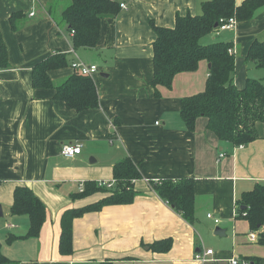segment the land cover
Here are the masks:
<instances>
[{
  "label": "crops",
  "instance_id": "obj_1",
  "mask_svg": "<svg viewBox=\"0 0 264 264\" xmlns=\"http://www.w3.org/2000/svg\"><path fill=\"white\" fill-rule=\"evenodd\" d=\"M16 1L0 0V31L8 53V67L0 68V250L11 264H230L232 258L264 264L257 248L264 244L258 236L251 240L248 234L256 231L236 216L239 195L264 183L262 126H257L258 139L239 146L218 139L204 117L196 119L193 130L186 128L181 101L204 89V60L198 70L176 74L170 88L159 87V96L151 85L155 34L149 21L172 27L176 14H198L205 0H118L125 8L100 20L96 46L77 49L67 25L51 15L49 0H36L35 11L32 0ZM17 11L24 16L13 28L9 16ZM228 30V37L216 41L230 43L234 83L242 87L247 74L241 75L240 68L254 69L244 61L248 48L264 38V6ZM220 31L208 34L211 40ZM56 52L66 53L68 64L48 71L53 85L74 73L73 61L97 66L90 75L96 107L76 111L53 97V87L32 85L33 66ZM65 143L80 144V153L62 156ZM126 156L141 173L133 182L137 195L130 203L105 205L75 218L72 253L61 254L62 212L105 193L72 195L88 181L113 185L112 166ZM185 177L193 178L192 223L148 182ZM16 185L28 186L46 207L35 237L25 235L26 215L9 213ZM8 236L14 238L7 241ZM164 239H171L167 251L152 249V243ZM207 249L212 250L207 260L194 258Z\"/></svg>",
  "mask_w": 264,
  "mask_h": 264
},
{
  "label": "trees",
  "instance_id": "obj_2",
  "mask_svg": "<svg viewBox=\"0 0 264 264\" xmlns=\"http://www.w3.org/2000/svg\"><path fill=\"white\" fill-rule=\"evenodd\" d=\"M118 0H68L62 7L61 21L73 32V49L96 46L99 36L100 20L104 16H114L120 9ZM264 6V0H205L200 4V13L176 14L172 27L157 26L149 21L155 39L152 42L153 76L151 85L154 94L160 95L159 87L170 88L173 77L181 72L195 71L199 62L204 60L208 75L204 89L182 98L179 110L180 119L187 129L193 130L196 119L204 117L207 128L218 139L233 145H245L259 138L257 126L264 131V76H247L242 87L234 83L235 57L229 53V42L214 41L201 44L202 37L217 31L219 19L234 17L236 21L249 20L256 9ZM54 7L49 5V10ZM51 12V11H50ZM53 13V12H52ZM22 11L13 12L9 22L17 27ZM247 65L264 69V38L254 39L246 53ZM68 64L64 52H56L37 62L32 68V85L53 87V97L62 100L66 107L76 111L96 107L98 96L93 79L76 70L59 84L53 85L48 71ZM8 67L7 47L0 31V68ZM141 178L136 163L128 156L112 166L113 185L107 187L94 181L83 184V190L72 195L82 198L95 192L105 193L99 200L82 207H73L62 212L59 252L72 253V222L86 212L98 211L105 205L127 204L137 195L133 182ZM151 188L170 206L188 221L194 220L193 178L178 180H149ZM237 217L247 220L258 236V243L264 244V183H256L243 191L237 201ZM11 215H26L29 226L25 235L35 237L39 234L45 219L46 207L42 200L26 185H16L12 194ZM14 236H8L11 241ZM171 239L155 241L153 250L167 251ZM252 260V259H250ZM255 264L256 261L252 260ZM0 264L11 261L0 250ZM109 264V263H102Z\"/></svg>",
  "mask_w": 264,
  "mask_h": 264
},
{
  "label": "built area",
  "instance_id": "obj_3",
  "mask_svg": "<svg viewBox=\"0 0 264 264\" xmlns=\"http://www.w3.org/2000/svg\"><path fill=\"white\" fill-rule=\"evenodd\" d=\"M119 5H120V8H125V4L123 2H120ZM219 22L220 23H219L217 30H227V29H231L234 26L236 20L234 17H229L227 19L220 18ZM71 33H73V32H71ZM228 52L233 53L231 48L228 49ZM71 66L74 68V70H76L80 74L87 75V76H90L92 73L96 72L98 69L95 64L88 65V64H85L79 60L73 61L71 63ZM80 151H81V145L80 144H72V143L62 144L61 149H60V153L64 157H73L76 154L80 153ZM99 184L110 187V184H106V183H99ZM81 190H83L82 184L79 185V191H81ZM207 215H208V217L212 218L211 214H207ZM236 215H237V212H236ZM213 220L215 223L219 222V219H217V218H213ZM248 236L251 240H255L257 237V234L255 232H250L248 234ZM211 253H212V250L207 249L203 252L196 253L194 258L196 260H199V261H205V260H207V257H206L207 254H211ZM230 264H248V263L240 262L238 259L232 258L230 260Z\"/></svg>",
  "mask_w": 264,
  "mask_h": 264
},
{
  "label": "rangeland",
  "instance_id": "obj_4",
  "mask_svg": "<svg viewBox=\"0 0 264 264\" xmlns=\"http://www.w3.org/2000/svg\"><path fill=\"white\" fill-rule=\"evenodd\" d=\"M19 1V0H18ZM23 1V0H22ZM33 2H34V6H33V10L35 11V1L36 0H32ZM8 2H10V4H15V3H17V1L16 0H8ZM68 2V0H49L46 4H48V5H51L52 7H54V11H53V13H51V15L54 17V19H55V21L56 22H58L59 23V21L61 20V16H60V13H59V11H58V7L60 8V7H63L64 5H66V3ZM44 7H45V9H47V5H44ZM48 10V9H47ZM26 14H27V12H26ZM218 31H220V30H218ZM214 34V33H213ZM211 35H212V33H211ZM228 35H230V30H221L220 32H219V34L218 35H216V37H214L215 38V40H211V38H210V36L209 35H207V36H204V37H202L201 38V40H200V43L201 44H203V45H205V44H209L210 42H213V41H216V40H221L222 38L223 39H225V37H228ZM251 65H253L254 66V64L252 63V64H250V66ZM199 68V67H198ZM198 68H197V70H198ZM239 72H240V74L241 75H245V74H247V76H249V77H253V78H258V77H263L264 76V69H260V68H257V67H254V69L253 70H251V69H248V72H246L245 71V68L244 67H242V68H240V70H239ZM263 75V76H262ZM245 80V79H244ZM244 83V82H243ZM258 248V250H259V252L261 253L260 255V257H262L261 259L262 260H264V248H262V247H257Z\"/></svg>",
  "mask_w": 264,
  "mask_h": 264
},
{
  "label": "water",
  "instance_id": "obj_5",
  "mask_svg": "<svg viewBox=\"0 0 264 264\" xmlns=\"http://www.w3.org/2000/svg\"><path fill=\"white\" fill-rule=\"evenodd\" d=\"M209 66V64H208ZM2 216V209H1V206H0V217Z\"/></svg>",
  "mask_w": 264,
  "mask_h": 264
}]
</instances>
